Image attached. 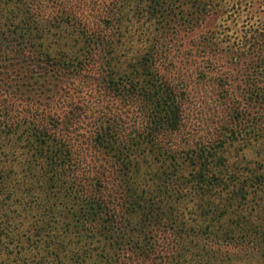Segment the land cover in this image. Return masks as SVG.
<instances>
[{"label": "trees", "instance_id": "1", "mask_svg": "<svg viewBox=\"0 0 264 264\" xmlns=\"http://www.w3.org/2000/svg\"><path fill=\"white\" fill-rule=\"evenodd\" d=\"M10 2L4 1L6 7ZM36 2L35 7H61L47 28L31 7L21 11L16 4L0 17V49L13 43L10 56L0 54V162L15 161L0 164V193L30 197L27 214L44 231L53 259L59 264H212V253L201 242L214 237L241 244L247 239L245 248L264 255V174L254 171L248 180L238 179L222 156L234 142L255 143L264 131L246 128L240 136L236 125L224 122L216 139L195 149L179 150L172 142L184 127V89L160 73L158 60L165 65L167 56L156 52V32L168 31V25L174 35L179 28L192 30L210 11L209 0H115L91 22L97 34L87 32L90 21L76 25L71 17L88 7L87 0ZM248 27L251 37L264 38V22ZM114 30L129 34L113 43L105 33ZM215 44L211 37L199 42L201 48ZM252 63L264 68V57ZM94 66L97 76H89L98 88L121 97L142 118L128 131L108 112H97L92 122L91 148L111 161L115 189L110 191L102 172L79 166L70 145L80 120L74 81H63L44 105L20 92L34 89L46 96L62 78L84 80L82 74ZM247 92L264 105V83ZM8 96L25 99V107H4ZM235 204L242 209L254 204L261 224L251 219L246 225L241 217L236 228H224L221 223L232 215L224 216L226 210ZM244 258L236 260L245 264ZM252 264H264V257Z\"/></svg>", "mask_w": 264, "mask_h": 264}, {"label": "rangeland", "instance_id": "2", "mask_svg": "<svg viewBox=\"0 0 264 264\" xmlns=\"http://www.w3.org/2000/svg\"><path fill=\"white\" fill-rule=\"evenodd\" d=\"M4 1L10 2L9 0H0V17H4L9 9L16 4L21 11L31 7L35 20L41 22L42 27L47 28L50 22L60 15L61 7L59 5L54 4V6L43 8L42 6L35 7L36 0H23L20 3L18 0H13L6 7ZM73 1L78 5V2L82 0ZM114 1L87 0L88 7L84 11L77 10L78 13L72 14V20L76 22V25L80 22L90 21L87 32L97 34L99 28L90 25L91 22H96L100 11ZM209 4L211 5L210 11L192 30L179 28L174 35L168 32L172 28L171 25H168V31L156 32L159 40L156 52L159 54L162 51L167 56L165 65H162L158 60L160 73L163 72L174 85L184 89L183 131L177 132L172 137L173 144L179 150L195 149L197 143L205 145L212 142L219 135V128L224 122L236 125L238 129L235 130L240 131V136L244 135L243 132L248 131L246 128L264 131V105L261 104L263 102H256L255 99L249 98L247 92L252 87L255 88L264 83V68H261L262 66L255 67L252 63L253 59L264 57V38L251 37V31L248 29V26L254 21L264 22V0H209ZM230 7H233V10H230ZM179 9L175 10L177 15H180ZM23 16L20 12L17 15L18 21L22 22ZM107 16L110 19V14L105 15V17ZM120 32L124 33V30ZM128 34L129 32L120 36L115 30L105 33L113 43L127 37ZM204 37L213 38L216 44L208 48H201L199 42ZM81 45L83 46L82 43ZM12 46L13 43H10L3 47L0 49V52L3 51V53L0 54L10 56L13 50ZM80 47V44L75 45L76 49ZM96 66L90 69L89 73L82 74L85 76L84 80L79 76L74 79L62 78L57 86L55 84L51 86L50 92L46 96L39 95V90L37 93L34 89L27 92L21 89L20 92L22 97L30 96L34 104L44 105L46 101L56 95L58 90H61V86H65L63 81H74L77 87L76 101L80 120L70 145L73 152L76 153L75 155L79 156V166L83 164L89 166L93 173L99 171L100 174L102 172L107 187H109L108 190L110 188L114 190L115 187L111 186L114 175L110 159L103 157L91 148L89 136L92 122H94L97 112H105V114L108 112L107 114L114 115L112 117L123 125L125 131H128L138 128L142 118L137 114L136 109L128 106L121 97L110 91L99 89L96 83L90 79V76H97ZM0 79H3L2 76ZM249 83L259 84L250 85ZM13 97L8 96L7 102L3 103V106L11 105L17 110L25 107L24 98H22L24 100H20V98ZM65 113L66 110L63 111V114ZM239 139L242 138L239 137ZM4 152L7 153V150L4 149ZM1 155L2 153H0ZM222 156L227 165V171H230L231 175L237 176L238 179L245 177V180H248L249 174L254 171L258 175L264 174V136L260 135L255 143L242 144L241 141H236L225 149ZM10 158H8V162H0V164L6 165L15 162ZM23 160L24 157H21L20 161ZM225 172L222 173L223 177L228 175ZM6 196L7 194L0 193V264H59L50 255V252L53 254V250L46 248L47 241L44 239L46 236L44 231L35 227L33 224L35 219L27 214V207L30 210V197H24L21 193H15L10 198ZM251 206L253 207L252 211L249 209ZM254 206V204L249 207L244 205L245 208L242 209L243 206L233 205L232 208L226 210L224 216H227V212L232 215L224 221L222 219L221 225L224 228L234 229L242 222L241 217L246 219V225L251 222V219L256 220L255 223L260 225L261 220L256 216L261 211L254 209ZM256 208L261 207L256 206ZM252 213L257 214L253 215ZM229 220L231 223L228 222ZM246 240L245 244L248 241ZM201 243L212 253V264L220 262L239 264L240 261L236 258L242 255H245L243 259L245 264H252L256 258L264 257V255L255 252L251 246L245 248L244 243L226 241L221 237L203 238Z\"/></svg>", "mask_w": 264, "mask_h": 264}]
</instances>
